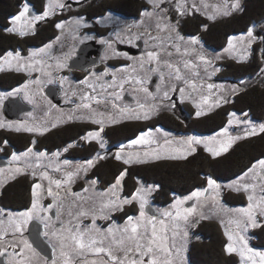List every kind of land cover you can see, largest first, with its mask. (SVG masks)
Here are the masks:
<instances>
[{
	"label": "rangeland",
	"instance_id": "1",
	"mask_svg": "<svg viewBox=\"0 0 264 264\" xmlns=\"http://www.w3.org/2000/svg\"><path fill=\"white\" fill-rule=\"evenodd\" d=\"M43 3L39 7L38 4L36 7L32 6L30 3L25 2L22 3L21 6L18 8L17 12L14 14L16 16L22 6L24 4H27L29 7V12L33 11L34 14L30 15V13L27 16V20H31L34 16H42L46 5L51 4V8L49 9V15L53 16L54 13L58 11V8L61 7L62 2L64 0H42ZM78 2H81L82 0H77ZM94 1V0H93ZM101 1L98 4H84L82 6H64L67 10L71 9V12H75V16L73 17L72 21L68 24L63 25V29L60 28L62 32H60V35H63V31H68V33H72L73 30H77L81 25L84 23L85 15L78 16V12H82L83 10L86 11V13L90 14L92 16L94 13L102 12L105 7H102L99 9V11H95V5L99 6L102 4L104 0H97ZM142 3H149V0H140ZM237 0H163L161 4H164V7H158L157 11H154V5L150 4L152 6L153 13L151 15L144 14V16H148L149 19L152 20V28L153 30H156L155 32H150L149 35H151V43H150V52H156L159 54V60H150L151 62V69H144V62L143 59H141L139 65L135 66V70L131 73L132 76L127 74L126 71H123V69H120V83H119V96L120 99L117 101L118 104V120L121 119H135L133 118L137 113L143 114V112L147 109H151L150 117L153 115H156L158 113H161L162 111H169L172 112L174 109L171 108V106L174 104V100L172 97L175 95L176 98L179 99V102L181 104H186L191 112H193V115H196L197 111H202L204 114L216 110L217 108L221 107L222 105H225L227 102L233 100V96L236 95L237 92L240 90L246 89L251 84L264 83V51H261V58L263 60V64L261 65V68L259 71L249 77H244L240 81L233 80L230 78H221L220 74L224 72L225 66L223 62H243L249 59L251 52H252V44L258 40L263 41L264 40V24L260 25L259 28L255 30V32L260 31L261 33L258 36H254L252 33V36L249 37L247 35L248 30L245 32L237 33L228 35L227 39L225 38L224 45L220 49H208L205 47L203 42L201 41L198 33L191 32L190 36L182 35L180 31H178V24L185 20V17L187 18H197L199 16L205 17L209 21H215V20H221L223 18H227V16L231 15L234 12H238L241 9L243 0H238L239 8L233 9L231 5L233 3H236ZM159 4V6H161ZM193 4H195V8L193 7ZM86 5H88L86 8H84ZM180 5L182 8L184 14L181 15L179 11H177V6ZM112 6V5H108ZM117 5L113 6L116 7ZM63 7V6H62ZM154 7V8H153ZM163 9L164 12H161L160 9ZM65 9V10H66ZM66 10V11H67ZM36 11H40L36 14ZM132 12V11H127ZM196 12H199V14H196ZM67 14V13H65ZM68 15V14H67ZM13 16V17H14ZM47 16V17H48ZM60 16V15H59ZM86 17V16H85ZM212 17V18H210ZM12 18V17H11ZM11 18L9 19L10 24L6 27L7 28H14L17 31L12 32L18 34L20 30H24L26 34H30L33 32L34 23L37 21H34L32 24H28L25 21L13 23ZM46 18V17H45ZM109 18V16H108ZM264 19V18H263ZM119 22H123L117 19ZM40 21V20H38ZM261 21V20H260ZM259 21V22H260ZM258 23V22H257ZM58 24V23H56ZM67 25V26H65ZM159 25V27H158ZM167 25V27H165ZM253 25V24H252ZM139 33V32H138ZM34 35V34H33ZM75 35V34H74ZM32 36V35H31ZM196 38V42L193 43L192 38ZM231 38V47H229V40ZM51 45V44H48ZM53 45V44H52ZM52 45L50 48L46 49L44 52H40L39 49L35 50H29V46H24L21 49L24 51H28L29 58L34 57L35 59L32 61V65L41 64L39 60H37L39 57H43L47 54V58L50 56L49 52L50 49H52ZM44 48V47H43ZM19 47L15 50H8L9 51H19ZM263 50V49H261ZM6 52V53H7ZM5 53V54H6ZM30 53H36L34 56H30ZM21 55V54H20ZM6 57V56H5ZM4 57V59H5ZM201 57H204L203 60H201ZM27 60H30V59ZM10 59V58H9ZM20 61L15 59H10V63L6 61H1L0 59V69H12L14 67H17L19 65ZM63 63H57L56 67L57 70L60 68L59 65H62ZM168 64L172 65V68L167 67ZM175 68H179L180 70V79L176 78V73L174 71ZM56 70V69H54ZM45 71L44 77L47 75ZM157 73L159 76V82L157 85H155V89L152 91L148 88V83L150 80V74ZM44 79V78H43ZM31 84H33L31 87V90L33 88V91L35 94L38 92V86L42 83L41 78L33 79L29 81ZM12 84H9L11 86ZM208 85H213L212 88H209ZM264 86V84H263ZM144 89H147V92L144 91ZM183 89V91H181ZM124 91H127L131 96H133L134 101L133 103L122 100V94ZM10 93H13V91H7V92H0V97L6 96ZM165 93H167V97H165ZM174 96V97H175ZM94 98L87 101L86 104L90 105L88 109L89 116H81L85 119H88L87 124H92L95 127V123L92 122L93 117L91 114L95 113H102L101 110H99L98 105H94L93 101ZM92 102V104H91ZM217 103L219 106H217ZM143 106V108L141 107ZM199 106V107H197ZM59 115L53 116V119L50 121L43 120L40 117H33L31 119H26L25 121H22L21 123H8V125H17L18 127L21 126H28V127H35V126H45L48 125V123H51V125H61L69 121V117L66 115H62V112H59ZM235 113V116L233 117L234 122L232 124H229V114ZM182 112L179 111V115H181ZM100 116H103L102 114ZM99 116V117H100ZM157 116V115H156ZM155 116V117H156ZM152 117L150 119H141L142 122L151 123V121L155 118ZM200 117V116H199ZM202 117H204L202 115ZM91 118V119H90ZM100 119H102L100 117ZM104 121V120H103ZM4 124H7V122H4ZM261 124H264V119L262 121L254 120L249 118L248 116H245V113H238L235 111L229 112L227 115V121L223 127L220 129L212 132L211 134H201V133H192L190 134L185 133L181 135H176V133H172L170 131H164L160 130L159 132L155 129L153 130V134L162 136H156L152 137L155 139V143L149 144V145H130L129 142H124L121 144L123 146V152L121 153L122 157L127 159L130 156L133 158L132 163L129 164H135V165H141V164H148L155 161L160 160H179V159H172L167 158L169 155L176 154L177 149H181V145L177 143L178 141L185 140L189 136H196L201 138L204 141L208 142L209 147H216L219 148L221 144H227L229 140H232L231 146L235 141H237L240 138L248 137L245 135L246 130H250L252 127H256L257 129ZM65 125V124H64ZM67 125V124H66ZM99 127L100 125L97 124ZM106 125V122L104 121V126ZM47 128V127H45ZM227 129V133L224 134L223 130ZM54 130V129H52ZM51 130V131H52ZM99 130V129H97ZM94 131V130H91ZM148 131V130H147ZM88 133V132H87ZM259 133V131H257ZM102 134V133H101ZM138 137V136H137ZM136 137V138H137ZM239 137L238 139H236ZM134 138V139H136ZM171 141L169 144H165V140ZM84 142L91 143L95 142L97 146H99V150L90 158H78V159H71L69 157L65 156V153L67 152L66 147L55 150L53 154H48L43 157H37L35 153L33 152V155H30L28 157H23L22 154L19 153L17 155L21 156V160L19 161H13L12 158L10 159L13 163L23 165L24 167L31 168L32 165H38V171L33 170L34 173H43L47 174L46 178H41V183L37 182L36 184H40L42 187L41 189H37V192L39 194L38 204L42 209H47V211H37L32 213L31 218H37L41 219L42 221H45L47 224L51 225L53 223L50 222V218L48 216V199L51 200L53 205L52 208H55L57 212H59L60 215L66 214L65 218H62V221H64V227L59 229L58 227L52 225L49 226L47 229V238L52 239L54 246L57 249L56 254V264H64L65 259H70L71 264H73L75 258L79 257L76 255H73L70 253V249L67 247L62 248V244L67 245L70 244L71 241L68 239L71 234H74L76 230L80 231H88L89 235L93 238L99 240H102L105 238L107 229L111 226L113 229V234L119 238L121 235V231L126 225H127V219L123 222H118L116 220L117 217L112 219V213L116 214L123 210L125 207H131L135 208V215H133V221L136 222L139 220V202L134 201L131 204H122L121 201H123L124 198H131L132 194L136 191L137 188L143 189V195L147 203H151L157 212L160 213L161 217L156 218L155 221H148V217H151L146 211V217L144 220H140L141 224H146L148 228L149 234L151 233L150 230L152 229V224L154 223L156 228L164 226H175L177 225H183L189 228L192 226H196L198 221L202 218L213 220L217 222L223 230H227L232 236H233V246L237 249H240L242 247L241 242L239 241V237L243 236L244 241H246L247 248L252 249L254 252H264V247H257L254 245L253 241L255 237L253 236L252 231L259 227L261 224L264 223V171H262L259 166L257 165V168L253 170L252 172H249L247 176H244V173L248 172V169L252 168L249 167L246 171H244L242 174L238 175L237 177L230 179V180H219L214 179L218 185H220V188L218 191H211L209 190L205 195L199 197V198H193L191 200H194V204L191 206H186V203L191 200H186L185 198L190 196L194 191L196 190H203L208 187L207 181L209 176H206V182L204 185L198 189H195L193 192L186 194V195H175L170 203L159 205L154 202L153 195L157 193L156 185L155 184H146L143 181L137 180L135 187L132 189L130 195H127L125 190L126 187H124V179L126 176L123 177V180L121 181V185L115 189H110V186L115 184L116 179L110 183L109 185H104L102 188L99 187L98 182L95 179H86L85 175L87 172L90 171V169L93 167L95 162H97L100 159H103L105 157L110 156H116V153L110 150L109 147L106 144L104 138L101 136L100 140H84ZM123 140V139H122ZM4 141V140H3ZM101 143H103L104 147L101 148ZM68 146H72V144H69ZM230 146V147H231ZM186 147V146H185ZM196 148V151L189 154L194 155L198 154L199 152L207 154L208 156H212V154L205 149V144L201 143L199 145L194 146ZM229 147V148H230ZM201 148V149H200ZM228 148V149H229ZM200 150V151H199ZM120 151V150H119ZM118 151V152H119ZM154 151H159L160 155L162 156L161 159H153L151 156L145 157L144 153H153ZM59 153L58 155H56ZM224 153V152H223ZM222 154V153H221ZM189 155H186L189 156ZM138 157L141 161L146 162H135L136 158ZM213 157V156H212ZM183 159V158H180ZM264 159V158H263ZM93 161L92 166H87V161ZM261 160V159H259ZM257 160V161H259ZM64 161H68V164H65ZM123 163L122 160H118ZM257 161H255L253 164H255ZM252 164V165H253ZM58 169V170H57ZM79 170V171H78ZM40 171V172H39ZM2 172V171H1ZM68 172L75 173L73 175L72 180L70 182H66L62 184V186L57 189L55 184H49V180H62L66 181L67 176L66 174ZM1 174V173H0ZM118 177V176H117ZM116 177V178H117ZM83 181V184L79 186L80 188L77 190H74L73 187L77 186L79 181ZM244 185H248V190L244 191ZM51 186L52 191L54 193H58V196L55 198L52 196L47 195V189ZM3 186V182H0V195H1V188ZM76 188V187H75ZM236 188H240V191L235 190ZM225 191H233L236 193H241L244 195L246 203L245 204H238V205H229L223 200V193ZM252 196L253 199L249 201L248 197ZM177 200H182L184 203L173 207V205L176 203ZM249 204L252 205V212L253 215L257 221V224L259 226L252 227L250 222L245 223L247 220V217L243 215V213L240 211L241 209L248 208ZM104 205H109V207H105L104 211L101 212L100 209ZM195 205V213L191 216H189V219L187 221H184L180 217H176V212L179 210L181 214H184V210L186 208L193 207ZM32 207V196L31 200L29 202V205L26 206L24 211H11L4 213L3 211L0 212V248L3 250H6L7 248L10 249V259L9 264H21L22 257L20 255H17L19 253L20 248L23 247V241H26L24 239L25 230L28 222L30 219L27 220L26 224H23L20 228V230H17V225L20 223L21 214L25 211L31 209ZM81 212H87L88 215H80ZM165 213H171V215H165ZM93 214H95V228L92 227V219ZM107 216L108 218H104ZM57 222V218L55 219ZM163 221V224L161 223ZM54 222V221H52ZM180 222V223H179ZM239 222V226H237V223ZM140 230V229H139ZM162 235V233H160ZM109 239H111V235H109ZM183 237L178 238V243L176 244L179 249L181 247V242ZM228 239V238H227ZM108 240H105V242ZM13 244L16 245V247H13ZM97 246H100L99 244ZM104 246H107L104 243ZM33 249V248H32ZM62 252L64 255H62ZM91 253V252H90ZM238 254L237 257V263L236 264H252V261L248 260V253L245 252V256L242 259L239 255V252H234ZM92 256H94L93 253H91ZM168 255L173 256L172 251L170 250V254L168 253H161L158 252L156 254V257L162 256V255ZM24 259H27L28 264H43L40 257L36 253V251H29L25 250V256ZM95 259L96 257H92ZM256 261V264H260L259 257L254 258ZM186 263V260H184ZM53 264V263H50Z\"/></svg>",
	"mask_w": 264,
	"mask_h": 264
},
{
	"label": "flooded vegetation",
	"instance_id": "2",
	"mask_svg": "<svg viewBox=\"0 0 264 264\" xmlns=\"http://www.w3.org/2000/svg\"><path fill=\"white\" fill-rule=\"evenodd\" d=\"M88 2L92 4H98L101 1L82 0L81 2H78L77 0H64L62 2L63 7H59L58 11L54 13L53 16H48L40 21L35 22L34 26L32 27L34 28L33 32L24 35H36L44 25L48 26L47 33L44 36L45 39H42L43 41L41 40L42 42L39 44L29 46V50H35L43 48L45 45L53 44L52 49H50L49 52L50 56L48 58L46 57V54L45 56L39 57L37 59L41 62V64L32 65L31 63L35 58H29V50L26 52L20 48L19 52L21 54L20 56L22 57V59L19 60L20 63L18 66H20L22 70L16 71V67L12 69H0V92L13 91V93L0 97V124L3 125L2 127H0V132H4V134L7 133L8 135H25L31 138L28 141L29 145H26L25 148L20 147L21 145L19 146V139H16L14 143L12 138L9 140L8 138H5L6 136L4 137L5 139L3 138L4 141L0 140V156L5 157L8 161L6 165L0 166V169H2V172L0 171V182H3V186L7 185L11 181H15L18 179H26L30 184V193L32 194L33 185H35L37 182L41 183V178L44 174L41 172L33 175V170H40L38 169V165H32L31 168L29 167L28 169L23 165L21 166L19 164L13 163L10 160L12 158L13 153L21 154L23 152H26V150L31 147L34 153L43 152L46 153V155L53 154L55 152V149H48L50 148L47 145L48 143L46 144L47 146L45 144L39 146L37 144V139L39 137L43 138V136H45L49 131L64 124L66 125L70 123H77L80 125H86L88 123L87 121L89 120L81 116H89V113L88 109L83 107V105L86 104L87 101L92 98L95 99L92 100L94 105H98L99 110H101L102 113H92L91 116L97 115L96 117H93V119H100L101 117L106 122V125L103 126V132L101 136L104 138L106 144L110 148L109 152H111L110 150L112 149V151L117 153L121 149V144L133 140L134 138L139 136L141 132H147V130L149 129L156 128L161 131H170L172 133H176V135H181L185 133L190 134V132L199 133L198 131L183 132L179 131L178 129L175 130L172 128H167L162 123H155L154 125H149L143 130H139L137 133H129L127 129L120 130V132L125 135L123 140L117 141V139L115 138L111 141L109 139L107 135V129H112L115 126L122 125L129 121L142 122L141 119L118 120V105L115 104H118L117 101L120 99L118 93L119 83L121 79L120 69H123V71H126L127 74L132 76L131 73L135 70V66L139 65L141 59H143L144 62V69H151V62L147 55L150 52V43L152 39L149 33H153L156 30H153L152 28L153 26L151 18L149 19V17L144 16V14L145 12L152 14L153 10L152 6L149 3L146 4L142 2L135 11L125 13L119 12V10H117L113 6H105L102 12L94 13L92 16H90V14L86 13V11L83 10L82 12H78V16H86H84V18H81L84 19L83 25H81L77 30H73L72 33H68V31H63V35H60V32L62 31L60 30V28L56 27V23L64 22V24H68L72 21L73 17L75 16V12H71V9L67 10L64 6H68L71 4V6L76 7L88 4ZM87 6L88 5H86L84 8H86ZM162 6L164 7V4H161V6L159 7ZM157 9L159 8L155 7L154 11H157ZM163 9L164 8L160 9V11L164 12ZM39 12L40 11H36V14ZM29 13L30 15L34 14L33 11H30ZM65 13H67L68 15ZM196 14H199V12H196ZM186 18L187 17H185V19ZM117 19H119L120 21L122 20L123 22H119ZM184 21L185 20L181 21L178 24V31H180L182 35L190 36L191 32H188L190 30L188 29V25H184V29H182ZM61 28L63 29V27ZM258 32L261 33L260 31ZM83 43H92L95 49L91 51L92 53L89 56V60H97L98 62L96 64L88 66L84 70L69 68L70 59H72L76 55L78 47ZM205 47L211 49L206 45ZM15 52L16 51H13V53ZM5 56L6 54L0 57L1 61L2 59L3 61H5ZM28 58L30 60H27ZM56 62L63 63V66H60V68H58L59 70H57ZM45 71H48V73L46 72L47 75L44 77ZM86 77L87 81L85 80ZM153 77L156 78V83L153 85V89H151L149 87V84ZM37 78H41L42 83L39 84L37 88L38 92L37 94H35L33 88L31 90L30 87V85L32 86L33 84H31L29 81ZM159 80L160 79L157 73L153 75L150 74L148 88L153 91L155 89V85H157ZM26 83L27 87H24ZM9 84L12 85L9 86ZM125 96H129L130 99H126ZM174 96L172 97V99L174 100V104L171 106V108H173L174 110L172 112L162 111L161 113L156 114L157 116L153 115L152 117L156 116L153 120L159 119L160 116L165 117L166 115H168L174 118L175 120L181 121L184 125H188L191 120L197 118L198 116L193 115V112L189 110L188 106L186 104H181V102H179V99ZM9 97H18L25 106H29L31 109L22 113L17 119H11L7 117L3 111V103ZM134 99L135 98H133V96H131L127 91H124V93L122 94L123 101L127 100L128 102L133 103ZM58 111L62 112V115L64 116L67 115L69 117L70 122H66L58 126H52L51 123H48V125L43 126V128L47 127V131H44L43 134H41L40 132H28L24 130L16 131L15 129L18 127L17 125H12L11 127H9L8 125V123H21L22 121H25L26 119H31L35 116L40 117L43 120L48 119V121H50L51 119H53V116L59 115ZM179 111L182 112L181 115H179ZM101 114L103 116H100ZM112 121L117 122L113 123ZM4 122H7V124H4ZM95 125L97 127L91 130H97L100 128L97 124ZM91 130L85 129V131L81 134V137H83L87 132ZM156 136H162V134H153V137ZM33 141H35V144H33ZM99 148L100 147L97 146L96 152L99 150ZM109 158L116 159L114 156H110L105 157L101 160ZM123 164L125 166L135 165L125 164L124 162ZM17 168H21L22 171L17 173L15 171V169ZM93 179L96 180V178ZM50 203L52 202L50 199H48L47 204L50 205ZM24 210L25 208H8L0 203V212L3 211L4 213H7L11 211L15 212ZM130 210L131 212L126 214L124 218H122L121 220L116 218V220L118 222H123L127 219V217L133 216L137 212L135 211V208H131ZM51 211H54L53 215L51 214ZM48 216L50 218V222L53 223L51 225L47 224L41 219H37L34 217L32 218L39 220L43 223L44 229L42 235L53 248V257L51 259H47L32 246L34 251H36V253L40 257L43 264H45V261H47V264L53 263V261L56 260L57 254V249L54 246L52 239H48L45 235L47 229L49 228V226L52 225L58 227L59 229L66 228L63 224L64 221H62V218H65L66 214H59V217H57V210L55 208H51L48 211ZM115 217L117 216L112 213V219H114ZM160 217L161 215L157 216L156 218ZM56 218L57 222L55 221ZM32 219H30V221ZM203 219L201 218L199 221ZM45 225H47V227H45ZM194 228L195 226H192L188 229V227L183 225H177L175 226V228H173V226L163 225L162 227L156 228L158 236L167 235L166 244L173 254V256L163 254L162 256L156 257L159 260L160 264H197L196 260L191 257V250L194 243L199 242V239L202 238L201 235H199L198 231ZM143 230L144 229L141 228L139 231L143 232ZM26 231L27 226L25 234L23 235L24 239L29 244H31L27 237ZM222 232L224 233L226 240V242L224 240L222 246L224 255L231 256L232 254H234L238 257L237 253L233 252L229 254L225 251V246L229 243V241L227 239V236L225 235V230L222 229ZM160 233H162V235ZM174 233L175 235H173ZM185 233H187V235H185ZM179 237H183V241L180 243V249L176 245L178 243L177 240ZM108 242L109 240L106 241L105 244L107 245ZM9 251L10 249L8 248L6 250L0 248V257L4 255V258L2 260L4 264H9ZM94 256L96 257L95 259L92 258ZM94 256H92L90 252H86L84 253V255L79 256L78 258L76 257L73 264H90L92 260L107 259L106 257L96 256L95 254ZM131 258L132 257L130 256L128 257V259ZM145 259L148 258L146 257ZM184 260H186V263L184 262Z\"/></svg>",
	"mask_w": 264,
	"mask_h": 264
},
{
	"label": "trees",
	"instance_id": "3",
	"mask_svg": "<svg viewBox=\"0 0 264 264\" xmlns=\"http://www.w3.org/2000/svg\"><path fill=\"white\" fill-rule=\"evenodd\" d=\"M25 2L30 3L34 7L37 4L40 7L43 3L42 0H0V57L8 50L39 44L45 39L44 36L48 29L47 25H44L34 36H20L19 34L5 31L10 24L9 19L14 16L20 5ZM140 4V0H104L101 5H95L94 9L99 11L102 7L117 5L115 8L119 12L125 13L127 11H135ZM263 18L264 0H243L241 9L227 16V18L215 21H209L203 16L195 19L186 18L182 29H184V25H188V29H190L188 32L198 33L201 41L207 47L220 49L228 35L245 32L252 24L259 22ZM261 51H264V40H256L252 44V52L248 60L243 62H223L225 70L220 74V77L240 81L244 77L255 75L263 64ZM263 84L254 83L246 89L240 90L233 96V100L216 110L206 113L203 115L204 117L194 118L188 125H184L181 121L166 115L165 117L160 116V118L158 117L159 119L152 120L151 123L129 121L112 129H107V135L111 141L115 138L119 141L124 139L125 136L120 130L127 129L129 133H137L139 130H143L155 123H162L167 128L178 129L183 132L198 131L202 134H211L225 125L227 115L232 111L245 113L246 117L262 121L264 119ZM94 128L96 127L92 124L70 123L62 125L49 131L43 138L39 137L37 144L40 146L48 143L47 145L50 147L48 149L50 150H59L66 147L65 156L71 159L89 158L96 153L97 145L95 142L88 144L84 142L81 139V134L85 129L91 130ZM5 134L0 132V140L3 141L5 138L10 140L12 138L14 143L16 139H19L18 144L22 148L29 145L28 141L31 139L25 135ZM69 144H72V146H68ZM263 158L264 133L259 132L255 135L238 139L226 152L215 157L199 152L179 160H160L131 166H125L114 158L100 159L87 173L86 178H96L97 184L102 188L104 185L112 183L121 172L126 170L123 185L126 187L125 192L127 195H130L137 180L146 184H155L157 193L153 195L154 202L164 205L170 203L175 195L183 196L202 187L206 182V176L219 180H230L246 171L255 161ZM82 184L83 181H79L78 185L75 186L76 188L73 187L74 190L79 189ZM31 196L29 182L26 179H18L9 182L2 188L0 203L8 208L23 209L29 205ZM223 200L229 205L246 203L243 194L233 191H225ZM130 209V207H125L122 211L116 213L115 216L121 220L126 214L131 212ZM194 229L198 231L202 238L199 239V242L194 243L191 250V257L196 260L197 264L237 263L236 255L225 256L223 253L222 246L225 236L217 222L203 219L196 224ZM252 233L255 237L254 245L264 247V223L255 228Z\"/></svg>",
	"mask_w": 264,
	"mask_h": 264
},
{
	"label": "snow or ice",
	"instance_id": "4",
	"mask_svg": "<svg viewBox=\"0 0 264 264\" xmlns=\"http://www.w3.org/2000/svg\"><path fill=\"white\" fill-rule=\"evenodd\" d=\"M163 0H149L150 4H153L154 7H159V4L162 3ZM62 7V5H61ZM193 7L195 8V4H193ZM231 7L233 9H237L239 8V4H238V0L236 3H233L231 5ZM51 8V4L46 5V9L43 13L42 16H34L31 18V20H27V16L29 13V7L27 4H24L20 10V12L11 18L13 23H17V22H21V21H25L28 24H32L34 21H38V20H42L45 17H47L50 13H49V9ZM177 11L180 12L181 15L184 14L182 8L180 7V5L177 6ZM145 14L147 15H151V13L145 12ZM212 18V17H210ZM64 22H60L58 24H56L57 28H61L63 27ZM159 27V25H158ZM165 27H167V25H165ZM6 32L12 33V32H16L17 30L14 28H7L5 29ZM18 34L20 36H24L26 35V32L24 30H20L18 32ZM247 35L249 37L252 36V29L249 28ZM193 43L196 42V38L193 37L192 38ZM51 45H45L44 48L40 49V52H44L46 49L50 48ZM229 47H231V38L229 40ZM36 55V53H30V56H34ZM148 57L150 60H159V54L156 52H149ZM15 59V60H20L22 59V57L20 56V52L16 51L15 53H13L12 51H9L6 53V61L10 63V59ZM204 57H201V60H203ZM59 66H63V65H59ZM167 67L172 68L171 64H168ZM16 71H21L22 68L20 66H17ZM175 73H176V78L180 79V70L179 68H175L174 69ZM85 80L87 81V77L85 78ZM24 87H27V83L24 85ZM209 88H212L213 85H208ZM145 92H147V89H144ZM181 91H183V89H181ZM165 97H167V93L164 94ZM217 106H219V104L217 103ZM83 107L85 108H89L90 105L88 104H84ZM143 108V106H141ZM199 107V106H197ZM150 112L151 109H147L143 112V114H139L137 113L133 118L135 119H149L150 118ZM204 113L202 111H197L196 112V116H201ZM235 116V113H230L229 114V124H232L234 122L233 117ZM93 123L95 124H99L100 128L99 130H94V131H89L88 133H86L83 137H81V139L84 140H97L99 141L101 138V133L103 132V126H104V121L103 119H93L92 120ZM113 123L117 122V121H112ZM3 125L0 124V127H2ZM55 126V125H53ZM9 127H11V125H9ZM16 131H28V132H40L41 134H43L44 131H47L46 128H43L41 126H35V127H28V126H21V127H17L15 129ZM157 132H159V129H156ZM257 131L264 133V124H261L259 126V128L257 129L256 127H252L250 130H246L245 135H255L257 134ZM224 134L227 133V129L225 128L223 130ZM153 137V130L149 129L147 132H141V134L136 138L133 139L129 142L130 145H149L152 143H155V139L152 138ZM239 137H237L236 139H238ZM171 143V141H168L167 139L165 140V144H169ZM177 143H179L181 145V149H177L176 150V154L174 155H169L167 158H172V159H180V158H186V155H189L193 152L196 151V148L194 147L195 145H199L201 143L205 144V149L206 151L210 152L212 154L213 157L215 156H219L221 155V153L226 152L228 150V148L231 146L232 140L230 139L229 142L227 144H221L219 148L216 147H209L208 146V142L202 140L199 137L196 136H189L187 137L185 140H181L178 141ZM33 144H35V141H33ZM101 148L104 147L103 143H101ZM186 146V147H185ZM67 150V149H65ZM123 152V146H121V149L119 152L116 153L115 158L117 160H122L125 164H129L134 162L133 158L130 156L129 158L125 159L122 157L121 153ZM59 153H57L56 155H58ZM30 155H33V149L31 147H29L26 152H24L22 154L23 157H28ZM35 155L37 157H43L46 155V153H35ZM145 157H149L151 156L153 159H161L162 156L160 155L159 151H154L153 153H148L145 152L144 153ZM12 160L13 161H19L21 160V156L17 155L16 153H13L12 155ZM135 162H146V161H141L138 159V157L136 158ZM65 164H68V161H64ZM93 161L89 160L87 161V166L90 167L92 166ZM257 165L259 166V168L264 171V159H261L259 161H257L255 164L252 165V168L248 169V172L244 173V176H247L249 172H252L253 170H255L257 168ZM58 170V169H57ZM0 171H2V169H0ZM15 171L17 173L21 172L22 169L21 168H17L15 169ZM79 171V170H78ZM33 175H35V173H33ZM73 175H75V173L72 172H68L66 174L67 176V180L66 181H62V180H49V184H55L56 188L59 189L62 184L66 183V182H70L72 180ZM126 175V170L124 172H121L120 175L116 178L115 184L110 186V189H115L117 187H119L121 185V181L123 180V177ZM47 174L45 173L42 178H46ZM208 187L206 189L203 190H196L194 191L190 196L186 197V200H191L194 197L195 198H199L203 195H205V193H207L209 190L215 192L218 191V189L220 188V185L217 184V182L212 179L211 177L208 178L207 181ZM41 185L40 184H35L33 185V189H32V207L31 209L25 211L24 213L21 214V219H20V223L17 225V230L19 231L21 226L23 224L27 223V220L31 218L32 213L39 211H47V209H42L40 207V205L38 204V199H39V194L37 192V189H41ZM235 190L240 191V188H236ZM244 191L248 190V185H244L243 188ZM47 195L48 196H52L55 200V198L58 196V193H54L52 191L51 186H49V188L47 189ZM249 201H251L253 199L252 196L248 197ZM134 201H138L139 202V220H137L136 222L133 221V217L129 216L127 217V225L120 230L121 231V235L119 238H117L114 234H113V229L111 228V226L107 229L105 238L102 240H97L95 238H93L92 236L89 235L88 231H80V230H76L74 232V234H71L70 237L68 239H70L71 243L64 245L62 244V248L67 247L70 249V253L76 256H82L84 255V253L86 252H91L93 254H95L96 256H103L106 257L107 259H100V260H92L90 262V264H160L159 260L156 258V254L158 252L161 253H168L170 254V249L167 247L166 241H167V235L164 236H158L157 235V231H156V226L153 223L152 224V230L151 233L149 234L148 232V228L146 224H141L140 220H144L146 217L145 214V204L147 203V201L144 198L143 195V189L142 188H137L136 191L132 194L131 198H124L123 201H121L122 204H131ZM184 203V201L182 200H177L176 203L173 205V207H176L180 204ZM53 207V205H48V209H51ZM105 207H109V205H104L101 207L100 211L103 212ZM243 215L245 217H247L246 220V224L247 222L251 223L252 227H257L259 226L257 224V221L253 215L252 212V205L249 204L248 208L246 209H241L240 210ZM195 213V205L193 207L190 208H186L184 210V214L182 215L181 212L179 210H177L176 212V217H180L182 218L184 221H187L189 219V216L193 215ZM80 215H88L87 212H81ZM165 215H171V213H165ZM57 217H59V212H57ZM104 218H108L107 216H105ZM149 222L151 221H155L156 220V216H151L147 218ZM161 223L163 224V221H161ZM237 226H239V222H236ZM45 227H47V225H45ZM92 227L95 228V214H93V219H92ZM143 228V232L139 231V229ZM45 235H47V233H45ZM109 235H111V239H109ZM175 235V233L173 234ZM185 235H187V233H185ZM225 235L228 238L229 243L225 246V251L229 254L233 253V252H239V255L241 256V258L243 259L245 256V252L247 251L248 253H250V255H248V260L252 261V264H256L255 261V257H259L260 260V264H264V252H254L252 249L247 248V244L246 241H244V237L240 236L239 237V241L242 244V247L240 249H237L236 247L233 246V236L227 231L225 230ZM105 240H109L107 246H104ZM23 247L20 248L19 253H17V255H20L22 257L21 260V264H28L27 259H24L23 257L25 256V250H29V251H33L34 249H32V245L29 244L27 241H23ZM100 246H97V245ZM13 247H16L15 244H13ZM62 255H64V253L62 252ZM132 257L131 259H128V257ZM148 259H145V258ZM45 264H47V261H45ZM53 264H56V261H53ZM64 264H71V260L70 259H65Z\"/></svg>",
	"mask_w": 264,
	"mask_h": 264
},
{
	"label": "water",
	"instance_id": "5",
	"mask_svg": "<svg viewBox=\"0 0 264 264\" xmlns=\"http://www.w3.org/2000/svg\"><path fill=\"white\" fill-rule=\"evenodd\" d=\"M264 24V19H262L258 23H254L251 25L252 33L254 36H258L260 33L255 32L257 28H259L260 25ZM95 49V47L92 45V43H83L78 47V50L76 51V55L70 59L69 61V68H74V69H81L84 70L88 66L96 64L98 61L89 60V56L91 55V51ZM98 53V52H97ZM156 83V78L153 77L150 81L149 87L153 89V85ZM126 99H130L129 96H125ZM31 108L29 106H25L22 101L18 97H9L7 98L4 103H3V111L5 115L11 119H17L20 117V115L26 111H29ZM8 163L7 159L5 157L0 156V166H4ZM194 204V200H191L186 203V206H191ZM145 211L151 215V216H159L160 213L157 212L155 207L151 204L148 203L145 206ZM51 214H54V211H51ZM43 223L40 222L39 220L32 219L28 225H27V237L32 244V246L39 251L40 254L45 256L47 259H51L53 257V248L51 245L48 243L47 240L42 235L43 232ZM4 258V255L0 257V264H4L2 262Z\"/></svg>",
	"mask_w": 264,
	"mask_h": 264
}]
</instances>
